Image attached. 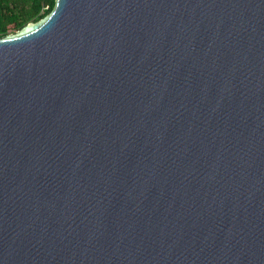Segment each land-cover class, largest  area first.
Here are the masks:
<instances>
[{"label":"water","instance_id":"obj_1","mask_svg":"<svg viewBox=\"0 0 264 264\" xmlns=\"http://www.w3.org/2000/svg\"><path fill=\"white\" fill-rule=\"evenodd\" d=\"M0 264H264V0H55L0 38Z\"/></svg>","mask_w":264,"mask_h":264},{"label":"trees","instance_id":"obj_2","mask_svg":"<svg viewBox=\"0 0 264 264\" xmlns=\"http://www.w3.org/2000/svg\"><path fill=\"white\" fill-rule=\"evenodd\" d=\"M54 4L55 0H0V38L40 20Z\"/></svg>","mask_w":264,"mask_h":264}]
</instances>
